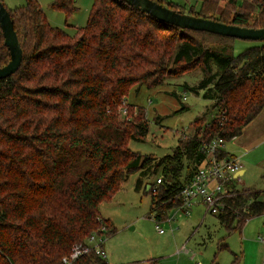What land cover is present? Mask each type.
Returning <instances> with one entry per match:
<instances>
[{
  "label": "trees",
  "instance_id": "obj_1",
  "mask_svg": "<svg viewBox=\"0 0 264 264\" xmlns=\"http://www.w3.org/2000/svg\"><path fill=\"white\" fill-rule=\"evenodd\" d=\"M224 1L230 11L218 10L221 0H203L199 11L188 13L264 27V0ZM50 6L66 16L77 9L74 0H53ZM8 11L23 56L18 69L0 79V264H63L62 256L92 231L104 226L107 236L114 234L98 205L138 168V187L143 176L161 170L156 191L147 190L148 216L168 219V211L182 203L184 184L207 162L202 145L238 136L264 107V40L234 55L236 38L176 26L124 0H93L86 25L71 36L47 21L37 0ZM173 31L186 37L162 40ZM9 59L0 30V66ZM168 61L198 64L202 77L191 89L202 90L212 103L170 154L145 158L129 148L130 140L148 133L145 110L126 102L122 114L119 107L134 84H162ZM186 109L181 105L178 111ZM210 111L215 112L208 119ZM213 153L227 156L220 148ZM228 190L216 213L228 232L264 214L261 189ZM239 263L233 253L230 264ZM70 264L107 263L92 250Z\"/></svg>",
  "mask_w": 264,
  "mask_h": 264
},
{
  "label": "rangeland",
  "instance_id": "obj_2",
  "mask_svg": "<svg viewBox=\"0 0 264 264\" xmlns=\"http://www.w3.org/2000/svg\"><path fill=\"white\" fill-rule=\"evenodd\" d=\"M7 9L24 5V0H1ZM42 7L47 21L53 26L61 27L70 36L76 28L86 25L89 10L93 0H74L77 9L66 16L62 9L50 6L53 0H37ZM203 0H161L167 7L179 8L184 13L190 10L199 11ZM218 10L227 8L224 0L218 4ZM163 30L159 33L169 34ZM170 37L162 40L178 42L186 34L174 32ZM191 37V35H190ZM197 39L200 36H196ZM193 38V36L191 37ZM207 43L214 39L205 38ZM259 40L234 39L233 54L237 55L245 48L258 44ZM165 48V45H163ZM170 61V60H169ZM163 65L164 82L157 86L134 84L125 97V104L131 103L141 106L145 110L148 133L142 140H130L129 148L145 158H160L170 154L177 145L178 138L184 135L189 123L210 109L211 99L202 96V90L195 91L191 87L196 85L202 77L200 66L196 63L178 62ZM152 69L151 66L148 67ZM145 69V70H148ZM153 71L148 77H153ZM185 97V98H184ZM181 105L186 110L178 111ZM136 110V109H134ZM137 112V110L135 111ZM215 111L207 113V118ZM200 120L193 123L199 124ZM232 139L226 140L223 146L233 148ZM264 157V143L240 161L246 171L240 176L239 186L261 189L264 198V161L254 165L250 159L252 155ZM154 160L149 159V164ZM154 168L151 166L150 170ZM140 168L130 172L121 182L119 188L101 200L98 211L102 218L109 219L115 228V233L105 236L103 248L107 264H230L232 253H237L239 264H264V214L247 219L240 229L228 232L220 223L216 213H205L204 205L199 202L192 206L189 213L168 211V217L158 221L164 232L157 231V220L148 216L151 206L149 185L161 175L159 168L154 169L150 176H143L141 187L137 181L141 177ZM197 202V201H196ZM219 243L227 247L219 248Z\"/></svg>",
  "mask_w": 264,
  "mask_h": 264
},
{
  "label": "built area",
  "instance_id": "obj_3",
  "mask_svg": "<svg viewBox=\"0 0 264 264\" xmlns=\"http://www.w3.org/2000/svg\"><path fill=\"white\" fill-rule=\"evenodd\" d=\"M185 98V97H184ZM122 114H126L125 101H123L119 107ZM224 144V139L216 137L211 140L210 143L203 144L202 151L208 154L206 163L197 167L190 180L185 183L181 191L182 203L175 210L181 213H189L193 204L196 201H200L207 213H217L222 207V198L227 194L226 188L227 182L233 180V174L239 171L241 165L238 158L233 156H226L223 158H216L213 151L216 148H220ZM239 181V178H235ZM161 182V176H157L156 179L149 185V191L155 192L158 184ZM155 227L157 231L164 232L162 227L156 222ZM105 227L101 226L98 231H92V233L83 241L71 247V251L68 254L62 256L63 264H70L82 254H86L90 251H94L101 258L106 257L103 243L105 241Z\"/></svg>",
  "mask_w": 264,
  "mask_h": 264
},
{
  "label": "water",
  "instance_id": "obj_4",
  "mask_svg": "<svg viewBox=\"0 0 264 264\" xmlns=\"http://www.w3.org/2000/svg\"><path fill=\"white\" fill-rule=\"evenodd\" d=\"M130 6L139 9L141 12L148 13L151 16L166 20L176 26L188 28L191 30H199L204 32H212L219 35H226L236 39L245 40H264V27H246L234 25L231 23L221 22L214 18H204L194 14L184 13L180 10H173L163 3L154 0H124ZM0 30L4 45L6 46L10 59L7 63L0 66V79L10 76L15 72L22 60L23 52H21L18 37H16L14 23L11 20L8 9L0 0Z\"/></svg>",
  "mask_w": 264,
  "mask_h": 264
},
{
  "label": "crops",
  "instance_id": "obj_5",
  "mask_svg": "<svg viewBox=\"0 0 264 264\" xmlns=\"http://www.w3.org/2000/svg\"><path fill=\"white\" fill-rule=\"evenodd\" d=\"M264 143V107L262 110L256 115L254 119H252L241 131V134L232 138L231 144L233 148L229 149L227 146H221L220 149L224 151L228 156H233L238 158L239 163L242 161V158L248 157L258 145ZM259 156L252 155L250 159H245V161H250L253 158ZM254 165L261 164L264 161V157L252 160ZM241 165V164H240ZM241 169L233 174L234 178L229 183L230 188H241L239 186L240 176L245 173L246 168L243 166L240 167ZM161 176V175H158ZM235 178H239V181L235 180ZM200 201L196 202L198 204ZM193 204L194 206H197ZM177 210L174 211V214ZM205 212V211H204ZM206 213V212H205ZM183 214V213H182ZM168 219H172V217H168ZM233 254V253H232Z\"/></svg>",
  "mask_w": 264,
  "mask_h": 264
}]
</instances>
